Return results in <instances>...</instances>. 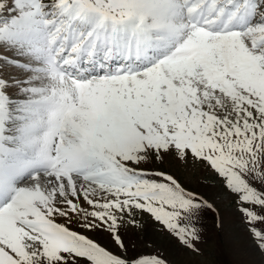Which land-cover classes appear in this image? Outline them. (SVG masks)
Segmentation results:
<instances>
[{
	"label": "snow or ice",
	"instance_id": "1",
	"mask_svg": "<svg viewBox=\"0 0 264 264\" xmlns=\"http://www.w3.org/2000/svg\"><path fill=\"white\" fill-rule=\"evenodd\" d=\"M224 199L264 253V0H0V264H199Z\"/></svg>",
	"mask_w": 264,
	"mask_h": 264
},
{
	"label": "rangeland",
	"instance_id": "2",
	"mask_svg": "<svg viewBox=\"0 0 264 264\" xmlns=\"http://www.w3.org/2000/svg\"><path fill=\"white\" fill-rule=\"evenodd\" d=\"M181 179L188 183L183 175H181ZM189 186L196 188L210 198L214 197L215 189L210 184L197 183L194 180ZM217 204L224 220L225 229L224 232H218L215 227L214 214L206 213L203 220L204 243L200 245L204 255L198 258L199 264H264V253H261L253 245L248 231L241 221L240 214L235 210V205L228 199L217 201ZM92 235L100 242L108 243L106 234ZM127 238L138 240V234L130 231ZM143 238L154 241L173 261V264H191V258L174 241H170L166 236L153 231L151 222L147 224Z\"/></svg>",
	"mask_w": 264,
	"mask_h": 264
}]
</instances>
